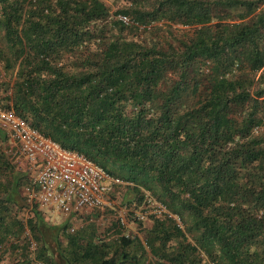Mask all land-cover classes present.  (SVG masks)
Returning a JSON list of instances; mask_svg holds the SVG:
<instances>
[{
	"label": "trees",
	"instance_id": "obj_1",
	"mask_svg": "<svg viewBox=\"0 0 264 264\" xmlns=\"http://www.w3.org/2000/svg\"><path fill=\"white\" fill-rule=\"evenodd\" d=\"M108 1L0 0V107L174 217L51 225L0 130V264H264V0Z\"/></svg>",
	"mask_w": 264,
	"mask_h": 264
},
{
	"label": "built area",
	"instance_id": "obj_2",
	"mask_svg": "<svg viewBox=\"0 0 264 264\" xmlns=\"http://www.w3.org/2000/svg\"><path fill=\"white\" fill-rule=\"evenodd\" d=\"M0 130L7 135L10 144L17 146V152L26 162V170L32 173L30 181L22 188L30 208L41 212L48 209L73 220L90 216L88 221L95 220L96 225L106 222L101 231L94 230V244L120 237L136 239L142 222L150 216L174 217L144 190L135 203L117 206L114 188L128 185L127 182L110 177L83 154L43 136L12 109L0 107ZM74 230L70 228V232Z\"/></svg>",
	"mask_w": 264,
	"mask_h": 264
},
{
	"label": "rangeland",
	"instance_id": "obj_3",
	"mask_svg": "<svg viewBox=\"0 0 264 264\" xmlns=\"http://www.w3.org/2000/svg\"><path fill=\"white\" fill-rule=\"evenodd\" d=\"M116 1H117V3H116ZM108 2H110V0ZM119 3H121V2L118 0H115L114 3L112 4V6L113 7L119 6ZM9 148H11V146ZM17 151H18L17 147L14 146L13 152L15 153V155H14V158L12 157V159L16 163L15 166L19 170L26 169V162L22 159V157L19 155V153ZM113 198H114L115 204L117 206H126L128 204L135 203L136 200L139 198V196L136 195V193L132 190V186L121 184V185H118L114 188V197ZM42 213H43V217L45 218V220L49 224H51V225H62V224L67 223L72 228H74L75 230L81 229V228H87L90 226V227L94 228V230L96 229L95 232H99V231H101L102 226L106 225V222H102V223L96 225L94 223L95 220L90 223L88 221L90 216H88L87 218H84L82 220L81 219H76V220L74 219L73 220V218H68L66 216L56 214V213H54L48 209H43ZM24 217L25 218L28 217V214L25 211H24ZM150 227H151V222H150L149 218H147L145 221L142 222V227L138 230L137 234L135 235L136 240H134V241L141 242V244L144 246L143 247L144 249H145L144 241H145V237H146L145 231L147 229H149ZM32 247H34V246H32ZM148 258H150V256ZM8 263H9V261L6 258L5 262L3 264H8Z\"/></svg>",
	"mask_w": 264,
	"mask_h": 264
},
{
	"label": "clouds",
	"instance_id": "obj_4",
	"mask_svg": "<svg viewBox=\"0 0 264 264\" xmlns=\"http://www.w3.org/2000/svg\"><path fill=\"white\" fill-rule=\"evenodd\" d=\"M8 145H9V147L11 146V149H14V146L15 145H13V144H10V142H9V139H8ZM15 147H17V146H15ZM14 155H15V153L13 154V158H14ZM15 163V162H14ZM16 164V163H15ZM24 171H26V169H23ZM128 186H132L130 183H128ZM31 209V208H30ZM36 210H37V208H36ZM176 218V217H175ZM150 259V258H149Z\"/></svg>",
	"mask_w": 264,
	"mask_h": 264
}]
</instances>
